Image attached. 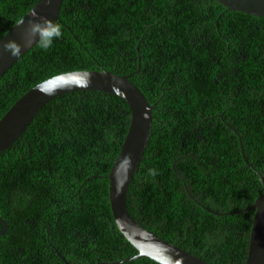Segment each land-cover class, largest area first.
I'll use <instances>...</instances> for the list:
<instances>
[{
	"label": "trees",
	"instance_id": "trees-1",
	"mask_svg": "<svg viewBox=\"0 0 264 264\" xmlns=\"http://www.w3.org/2000/svg\"><path fill=\"white\" fill-rule=\"evenodd\" d=\"M37 1L0 0V38ZM54 24L62 35L50 48L37 41L0 76V118L54 75H129L153 118L127 186V211L208 264H244L253 210H235L264 189V66L257 50L260 42L264 48V17L216 0H62ZM226 35L240 46L228 69L206 54L213 44L222 57L226 47L218 40ZM130 119L116 94L69 91L47 101L0 152V264H65L61 256L68 264H95L137 253L108 199L107 175ZM118 264L159 263L140 256Z\"/></svg>",
	"mask_w": 264,
	"mask_h": 264
},
{
	"label": "water",
	"instance_id": "water-1",
	"mask_svg": "<svg viewBox=\"0 0 264 264\" xmlns=\"http://www.w3.org/2000/svg\"><path fill=\"white\" fill-rule=\"evenodd\" d=\"M227 10L264 17V0H216ZM62 0H38L20 19L10 26L0 38V76L37 41L29 38L28 21L42 24L55 23ZM36 15L33 16L32 13ZM7 44L19 46V54H13ZM74 90H101L122 97L131 110L129 128L120 145L109 173L108 199L111 213L118 230L136 248L137 253L112 262L97 261L95 264H118L148 256L159 264H208L199 257L159 237L139 224L127 211L126 190L128 183L141 160L149 136L152 106L142 91L129 80V75H117L105 69L73 70L49 77L36 84L19 97L0 118V152L19 138L37 111L54 97ZM241 141V139L239 138ZM242 150V149H241ZM244 157V154H242ZM259 175V173H258ZM264 188V178L259 175ZM214 214L220 212L207 208ZM253 210L248 249L244 264H264V189L253 202L235 211ZM225 212V213H231ZM3 228L6 224L0 217ZM65 264L68 262L62 257Z\"/></svg>",
	"mask_w": 264,
	"mask_h": 264
},
{
	"label": "clouds",
	"instance_id": "clouds-1",
	"mask_svg": "<svg viewBox=\"0 0 264 264\" xmlns=\"http://www.w3.org/2000/svg\"><path fill=\"white\" fill-rule=\"evenodd\" d=\"M32 15L35 16L36 13L33 12ZM24 22V19L21 18L18 23L23 24ZM28 25L29 38L35 37L38 39L39 47L45 50L52 46L54 38H59L62 35V28L59 24H53L50 22L42 24L37 20H30L28 21ZM5 46L11 48L13 54H19V46L13 44H7ZM155 174L154 169H149V175L154 176Z\"/></svg>",
	"mask_w": 264,
	"mask_h": 264
},
{
	"label": "flooded vegetation",
	"instance_id": "flooded-vegetation-1",
	"mask_svg": "<svg viewBox=\"0 0 264 264\" xmlns=\"http://www.w3.org/2000/svg\"><path fill=\"white\" fill-rule=\"evenodd\" d=\"M255 36H258V34L255 33ZM212 37V36H211ZM219 41V45H222V46H225L226 47V51H225V54L221 57L220 54H217L218 55V58L216 57L214 53V47H213V44L211 45L212 48L209 49V51L206 52V54L209 56V58H211L212 60L216 59V61L218 63H220L221 61V67L228 69L229 67H232V63L234 62V58H232V53H234L239 47L237 46H232L231 45V41L228 39L227 35L226 37L218 40ZM257 50H258V57L260 60L259 65L263 68L264 66V48L262 47V44L261 42L258 43V46H257ZM264 71V69H263ZM221 117H217L218 118V121L223 125L225 122L224 120H222V115L220 114Z\"/></svg>",
	"mask_w": 264,
	"mask_h": 264
}]
</instances>
